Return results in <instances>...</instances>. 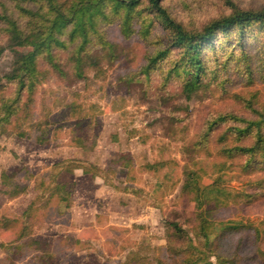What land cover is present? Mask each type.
<instances>
[{"label":"trees","instance_id":"16d2710c","mask_svg":"<svg viewBox=\"0 0 264 264\" xmlns=\"http://www.w3.org/2000/svg\"><path fill=\"white\" fill-rule=\"evenodd\" d=\"M216 3L218 12L197 23L190 15L183 19L173 14L168 0H0V56L8 51L12 57L10 70L0 76V137L10 131L18 139L50 145L49 113L43 119L34 114L38 88L51 77L64 83L103 79V65L119 55L110 38L115 31L128 47L136 40L145 48L141 64L119 78L122 84L139 86L147 97L153 93L161 106L177 97L191 101L219 90L249 109L251 118L223 113L207 119L183 145L187 159L179 195L193 205L190 218H183L191 229L187 231L179 220L164 222L168 261L160 264H264V219L252 223L222 215L231 204L250 205L264 199V110L254 107L257 94L246 98L230 91L240 84H264V2L255 7L235 0ZM182 6L184 12L189 10L185 3ZM172 86L175 91L170 93ZM70 95L64 107L74 120L71 142L92 150L95 143L88 146L87 142L93 119L82 113L78 95ZM176 109L168 113L173 126L170 137L184 140L186 118L178 112L187 109ZM212 141L218 147L209 177L199 160L212 157ZM112 164L132 167L126 155ZM233 165L240 175L254 176L239 193L225 186L224 171ZM164 166L147 163L143 168L156 173ZM75 170L91 173L72 159L55 164L38 180L26 168L1 172L0 195L7 199L29 190L28 184L16 180L18 175L25 181L34 179V195L25 209L18 216L0 218V229L15 235L10 242L0 243L1 264H17L29 255L39 264L52 263L51 246L34 236V227L50 209L57 217L66 215L73 200L65 176ZM205 177L210 182L205 183ZM233 237L236 242L228 250L227 241ZM249 249L252 253L246 254Z\"/></svg>","mask_w":264,"mask_h":264},{"label":"rangeland","instance_id":"374dc122","mask_svg":"<svg viewBox=\"0 0 264 264\" xmlns=\"http://www.w3.org/2000/svg\"><path fill=\"white\" fill-rule=\"evenodd\" d=\"M172 13L187 19L190 16L197 23L218 12L216 0H168ZM243 6H258L264 0H235ZM189 10L184 12L182 4ZM119 48L118 58L103 65V79L90 82H61L55 77L42 84L36 94L34 114L43 119L49 113L51 121L49 137L51 144L41 147L29 139H18L12 132L0 137V174H11L26 168L35 180L50 172L55 164L77 160L89 168L91 173L82 175L75 170L65 176L71 183L73 204L66 215L57 217L52 210L38 219L34 236L51 246L54 260L51 264H160L168 261L164 252L166 245L164 222L179 220L190 231L191 226L184 219L192 215L193 205L180 197L182 167L186 156L182 147L199 132L203 123L218 114L233 113L251 118L249 109L242 103L223 95L219 90L204 92L191 101L177 97L161 106L153 93L145 96L137 85L122 84L119 78L141 64L144 46L136 40L128 47L117 32L110 36ZM11 54L5 51L0 56V76L10 70ZM92 78V73L89 74ZM11 88L7 90V93ZM175 91L172 86L169 92ZM248 98L257 94L256 109L264 110V84L251 87L242 84L230 89ZM70 93L78 95L82 113L93 122L88 128V146L82 150L71 142V128L74 120L66 108L71 101ZM172 104V105H170ZM176 107L187 109L178 112L185 117L187 134L184 140L170 137L172 123L169 112ZM181 111V110H180ZM218 145L212 141V157H200V164L209 177L214 172L215 152ZM126 155L132 161L130 169L117 167L112 161ZM165 163L156 173L147 172L144 164ZM226 173L225 186L233 193H239L254 176H243L236 166H230ZM31 178L25 181L21 175L16 180L28 184L29 190L14 199L0 195V218L18 216L33 198ZM204 182L210 180L204 178ZM48 210V209H47ZM225 219L257 223L264 219V199L245 205L231 204L222 213ZM15 237L13 231L0 229V243H8ZM236 237L227 241L232 250ZM264 250V244L261 246ZM247 250L246 254H251ZM4 257L0 249V264ZM17 264H39L29 255Z\"/></svg>","mask_w":264,"mask_h":264}]
</instances>
